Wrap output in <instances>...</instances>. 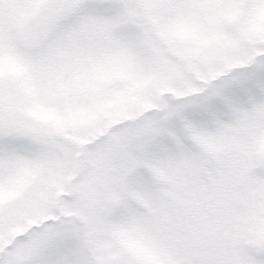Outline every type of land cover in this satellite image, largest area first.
Masks as SVG:
<instances>
[{"label": "snow or ice", "instance_id": "snow-or-ice-1", "mask_svg": "<svg viewBox=\"0 0 264 264\" xmlns=\"http://www.w3.org/2000/svg\"><path fill=\"white\" fill-rule=\"evenodd\" d=\"M0 264H264V0H0Z\"/></svg>", "mask_w": 264, "mask_h": 264}]
</instances>
